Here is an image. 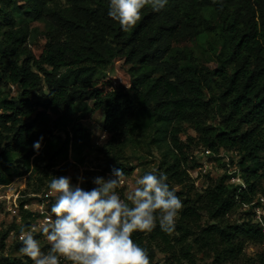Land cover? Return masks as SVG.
Returning <instances> with one entry per match:
<instances>
[{"label":"trees","instance_id":"16d2710c","mask_svg":"<svg viewBox=\"0 0 264 264\" xmlns=\"http://www.w3.org/2000/svg\"><path fill=\"white\" fill-rule=\"evenodd\" d=\"M107 11L108 0H0V187L26 173L49 184L50 176L71 169L57 171L71 149L93 150L83 124L92 102L110 139L94 150L102 158L99 171H85L80 186L91 190L97 175L114 168L132 176L130 146L156 145L155 174L166 175L182 201L171 234L158 225L133 233L150 264L153 247L164 264H198L200 257L210 264H264V234L252 209L231 221L264 193V0H168L159 12L146 7L126 32ZM110 69L115 76H107ZM186 126L198 137L184 141ZM199 146L204 159L206 150L216 157L237 153L244 186L230 183L227 170L197 191L190 171L199 166L191 153ZM24 204L19 234L36 221ZM34 237L44 241L42 233ZM8 239V231L0 233L1 250ZM249 246L260 252L247 256ZM0 264L32 262L3 257Z\"/></svg>","mask_w":264,"mask_h":264},{"label":"clouds","instance_id":"9594fccd","mask_svg":"<svg viewBox=\"0 0 264 264\" xmlns=\"http://www.w3.org/2000/svg\"><path fill=\"white\" fill-rule=\"evenodd\" d=\"M167 4L168 0H108L107 15L126 32L141 20L146 7L159 12ZM41 140L33 144L37 152ZM92 183L95 186L85 190L70 177L51 176L48 187L55 202L46 222L21 228L19 235V251L32 264H150L147 250L134 242L133 233L151 232L157 225L168 234L175 230L183 205L163 173L140 176L126 198L118 191L127 183L123 168L112 169L107 179L97 176ZM37 230L49 245L46 251L33 235Z\"/></svg>","mask_w":264,"mask_h":264},{"label":"rangeland","instance_id":"374dc122","mask_svg":"<svg viewBox=\"0 0 264 264\" xmlns=\"http://www.w3.org/2000/svg\"><path fill=\"white\" fill-rule=\"evenodd\" d=\"M18 22H22V18L16 15ZM33 27H39L43 29V25L39 23H32ZM107 76H115V70L110 69L107 72ZM11 94L13 96L17 95L18 89L16 87H11ZM88 111L84 113L83 124L87 129L92 133V144L93 150L87 151H77L71 149L69 159L67 162H63L58 168L57 171H66L70 167L71 169L67 171L64 176L70 177L72 184H80V178H83L85 171L88 170H98L99 165L102 163V158L94 152L98 147H102L110 139V136L106 134L103 130L104 114L102 111H90L93 108V103L88 102L87 104ZM80 111V110H79ZM187 135H182V139L186 141L187 136L197 138V134L189 126H186ZM191 153L195 159L199 162V166L190 171V177L194 181L197 191H203L208 186L209 180L211 177L213 180L220 179L226 171L227 174H237V162L239 160V155L237 153H227L222 152L219 156L213 158L204 159L202 156L204 153V148L193 147ZM128 161L136 167L135 172L132 176L127 178V183L118 189L119 193L123 198H126L127 193L131 190L136 179L147 172L156 173L158 165L161 161V153L159 152L157 146H147L144 144L131 145L127 150ZM104 177L105 179L109 178L110 175H97ZM96 176V177H97ZM51 177V176H50ZM48 183L43 180L42 175L40 174H31L26 173L20 178H16L11 185L6 187H0V233L8 231L9 239L7 240V247L5 250L0 249V259L3 257H16L21 258L23 255L17 252L16 243H22L19 239L20 227L24 225L23 213L21 211V204L29 206V211L37 210V205L43 201L50 200L53 204L55 202V196L50 193ZM81 185V184H80ZM180 187L177 188L179 190ZM249 210L247 208H242L236 213L231 215V221H241L245 218V213ZM33 225H36L37 228L40 226L38 222H33ZM41 232L37 230L33 235H38ZM145 234L148 232H144ZM41 242L43 249L44 242L47 243L46 239ZM48 244V243H47ZM14 245V246H13ZM156 252V258L154 264H164L165 256L160 252L159 249L153 247ZM46 251V250H45ZM260 252V248L256 246H249L246 249L247 256L254 257L257 253ZM198 264H210V261H205L200 257L198 259Z\"/></svg>","mask_w":264,"mask_h":264},{"label":"built area","instance_id":"2783aa9c","mask_svg":"<svg viewBox=\"0 0 264 264\" xmlns=\"http://www.w3.org/2000/svg\"><path fill=\"white\" fill-rule=\"evenodd\" d=\"M204 155L207 159L215 157L210 150H206ZM231 177L232 178L230 179V183L240 184L241 186H244L243 181L239 175H236L235 173L231 174ZM51 205V201L46 200L37 205V210L31 211L33 219H35L38 224L40 223L39 225L46 222L47 217L50 214ZM25 208L27 211H29L28 205L25 206ZM245 208H247L248 210L252 209L254 223L259 226L262 233L264 234V193L259 194L256 200L251 205L245 206ZM262 247L264 251V245Z\"/></svg>","mask_w":264,"mask_h":264}]
</instances>
